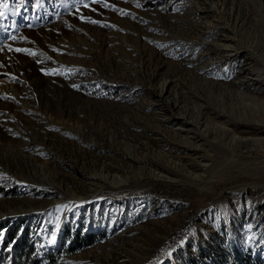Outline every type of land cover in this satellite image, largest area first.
<instances>
[{
    "label": "rangeland",
    "instance_id": "obj_1",
    "mask_svg": "<svg viewBox=\"0 0 264 264\" xmlns=\"http://www.w3.org/2000/svg\"><path fill=\"white\" fill-rule=\"evenodd\" d=\"M5 2L0 264L264 262V0Z\"/></svg>",
    "mask_w": 264,
    "mask_h": 264
},
{
    "label": "bare ground",
    "instance_id": "obj_2",
    "mask_svg": "<svg viewBox=\"0 0 264 264\" xmlns=\"http://www.w3.org/2000/svg\"><path fill=\"white\" fill-rule=\"evenodd\" d=\"M229 54V53H228ZM243 94V93H242ZM242 98H246V96H242ZM249 99L251 100L250 103L247 102H240V105L238 107H240V109H243V111L245 113L249 112L250 115H243L242 117H237L235 118V120H237L236 122H238L241 126L242 124L246 123V125H249L252 130H242L241 133H244V135H256V134H264V99H262L263 101L260 102V100H255L256 98H253L252 96H249ZM256 111L259 113L260 118H255L256 117ZM187 115V114H186ZM189 116V115H188ZM185 118V116H182ZM189 118V117H188ZM190 121V120H189ZM184 122H187V120H184ZM222 127V126H221ZM188 128V127H187ZM178 129V128H177ZM180 129V128H179ZM186 129V128H185ZM183 131V130H182ZM225 132H229L225 129ZM230 133V132H229ZM209 135V134H208ZM234 135V134H233ZM243 137V136H242ZM240 136H233L231 138L230 142V146L232 147H237V146H241L244 145L245 147L249 148V145L252 144L253 148H255V146L257 144H261V150H264V138L263 139H257L256 137H248V138H242ZM243 146V147H244ZM9 150V149H8ZM248 150H252L248 149ZM23 151V150H22ZM249 152V151H248ZM264 152V151H263ZM8 155V154H7ZM6 156V155H5ZM246 156V155H245ZM132 157V156H131ZM140 159V158H138ZM144 159V158H143ZM234 160V159H233ZM145 161V160H144ZM237 161V160H236ZM245 162V161H244ZM229 163V162H228ZM244 165V164H243ZM221 166V165H220ZM230 167V166H229ZM240 167V166H239ZM243 167V166H242ZM7 167L4 166V164L2 163V161L0 160V173L1 175L4 176H11V171H8L6 169ZM263 169V168H262ZM239 170V169H238ZM218 171V170H217ZM256 173V172H255ZM97 176V175H96ZM15 180H19V181H29L31 180V178H27L24 175L21 176H14ZM27 181V182H28ZM244 185H240L237 188L240 191H244L246 190V188L243 187ZM257 186H252L251 188L254 189ZM243 188V189H242ZM234 191V189H233ZM232 191V192H233ZM69 205V204H68ZM73 206V205H72ZM71 207V206H68ZM72 209V208H71ZM70 212V211H69Z\"/></svg>",
    "mask_w": 264,
    "mask_h": 264
},
{
    "label": "trees",
    "instance_id": "obj_3",
    "mask_svg": "<svg viewBox=\"0 0 264 264\" xmlns=\"http://www.w3.org/2000/svg\"><path fill=\"white\" fill-rule=\"evenodd\" d=\"M20 255H18L19 256V259H22V260H26V259H23L24 257H26V255L28 254L27 253V251H25V252H22L21 250H20ZM22 255L24 256V257H22ZM239 258V257H238ZM250 259V257H248V258H239V262H240V264H264V262L263 261H254V263H252L251 262V260H249ZM249 260V261H248ZM18 261V260H17ZM15 263V257L14 256H11V258H10V264H14Z\"/></svg>",
    "mask_w": 264,
    "mask_h": 264
},
{
    "label": "snow or ice",
    "instance_id": "obj_4",
    "mask_svg": "<svg viewBox=\"0 0 264 264\" xmlns=\"http://www.w3.org/2000/svg\"><path fill=\"white\" fill-rule=\"evenodd\" d=\"M92 2H103V0H92ZM87 6V5H85ZM0 8H2L3 10H0V19L2 18H5V15H6V11L8 8H9V5L8 3H3L2 5H0ZM15 15V13H13ZM90 22H93V23H96V21H90ZM13 39H15V37H13ZM16 51H25V52H28V50H22V49H16ZM28 54L30 55H35V53H32V52H28Z\"/></svg>",
    "mask_w": 264,
    "mask_h": 264
}]
</instances>
